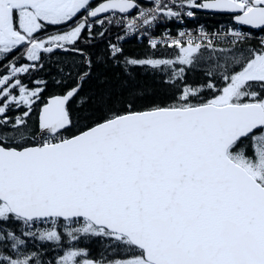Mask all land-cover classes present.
Masks as SVG:
<instances>
[{"label":"snow or ice","instance_id":"snow-or-ice-1","mask_svg":"<svg viewBox=\"0 0 264 264\" xmlns=\"http://www.w3.org/2000/svg\"><path fill=\"white\" fill-rule=\"evenodd\" d=\"M0 264H264V0H0Z\"/></svg>","mask_w":264,"mask_h":264},{"label":"trees","instance_id":"trees-1","mask_svg":"<svg viewBox=\"0 0 264 264\" xmlns=\"http://www.w3.org/2000/svg\"><path fill=\"white\" fill-rule=\"evenodd\" d=\"M200 22L212 29V28L218 27L220 24L224 23V18L219 17V16L202 17ZM145 45H146L145 40H143L141 42V41H138L136 39H129L128 42L125 44V49H126V51H129V52L143 54ZM140 79L145 84L150 83V77H148V76H143ZM45 95H47V93H45Z\"/></svg>","mask_w":264,"mask_h":264},{"label":"built area","instance_id":"built-area-1","mask_svg":"<svg viewBox=\"0 0 264 264\" xmlns=\"http://www.w3.org/2000/svg\"><path fill=\"white\" fill-rule=\"evenodd\" d=\"M148 2V0H145V3H147ZM206 28H208V29H211V28H209V27H207L206 25H204ZM169 27L171 28V30H172V33L173 34H175V31H176V25L175 24H172V25H169ZM189 27H191V25H189ZM163 29L162 28H158L156 31H155V33L154 34H160V32L162 31ZM146 41V40H145Z\"/></svg>","mask_w":264,"mask_h":264}]
</instances>
